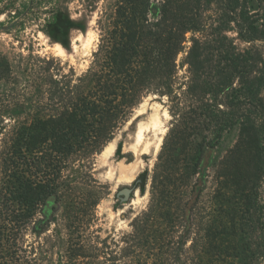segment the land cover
Segmentation results:
<instances>
[{"label":"trees","instance_id":"1","mask_svg":"<svg viewBox=\"0 0 264 264\" xmlns=\"http://www.w3.org/2000/svg\"><path fill=\"white\" fill-rule=\"evenodd\" d=\"M97 27L96 49L79 75L54 57L29 53L17 63L0 57V118L14 121L0 140V264H38L25 234L49 197L65 204L72 238L65 264H193L185 209L203 147H214L246 106L252 117L242 124L256 143L252 131L264 114V0H112ZM181 52L191 75L178 83ZM149 95L166 97L173 121L150 176L147 206L131 218L120 253L106 252L105 240L89 228L103 186L89 169L73 174L69 164L89 163ZM201 113L213 138L201 134L186 150ZM139 181L133 185L142 187ZM220 203L197 264H231L259 252V243H242L235 207L221 212Z\"/></svg>","mask_w":264,"mask_h":264},{"label":"rangeland","instance_id":"2","mask_svg":"<svg viewBox=\"0 0 264 264\" xmlns=\"http://www.w3.org/2000/svg\"><path fill=\"white\" fill-rule=\"evenodd\" d=\"M111 1L0 0V26L3 27L0 57L15 63L29 53L54 57L61 61L65 71L72 67L76 75L81 74L87 69L98 43L97 20ZM185 55L181 52L176 58L178 83L187 81L191 75L188 65L183 63ZM234 86L238 87L237 82ZM1 88L0 85V92ZM246 107L237 112L235 116L239 118L230 129L223 131L214 147H203L197 173L190 180L185 209L186 247L193 264L198 263L197 255L208 243L206 228L217 213L214 211L217 200L221 202L218 211L235 207L236 225L244 233L242 243H259L260 246L258 254L249 252L229 263L264 264V114L256 120L257 128H253L254 144L242 124L252 117ZM203 116L202 113L195 116L197 123L190 125L186 150L193 149L195 142H201V134L213 138ZM172 121L166 97L149 95L89 163L86 158H80L69 164L73 174L79 169H89L103 186L105 193L96 206V219L89 228L99 240H105L106 252L120 253L122 237L130 230L131 218L147 206L150 176ZM13 122L9 114L2 115L0 140L1 132L6 133ZM137 178L142 187L133 185ZM64 208L65 204L58 206L53 200H47L25 234L28 243L35 247L38 264H65L68 255L65 247L72 238L71 230L64 226ZM57 231L61 232L60 238L55 236ZM220 264L223 263L220 261Z\"/></svg>","mask_w":264,"mask_h":264},{"label":"water","instance_id":"3","mask_svg":"<svg viewBox=\"0 0 264 264\" xmlns=\"http://www.w3.org/2000/svg\"><path fill=\"white\" fill-rule=\"evenodd\" d=\"M12 25V24H11ZM10 25V26H11ZM3 27L2 26H0V30L2 29ZM48 201H51V200H53L54 201V198L53 197H49L48 199H47Z\"/></svg>","mask_w":264,"mask_h":264},{"label":"bare ground","instance_id":"4","mask_svg":"<svg viewBox=\"0 0 264 264\" xmlns=\"http://www.w3.org/2000/svg\"><path fill=\"white\" fill-rule=\"evenodd\" d=\"M108 149L110 150L111 148L108 146ZM106 151V149L103 151V153Z\"/></svg>","mask_w":264,"mask_h":264}]
</instances>
